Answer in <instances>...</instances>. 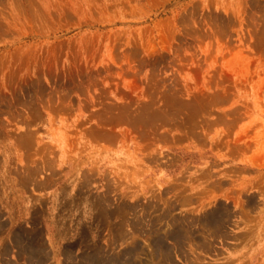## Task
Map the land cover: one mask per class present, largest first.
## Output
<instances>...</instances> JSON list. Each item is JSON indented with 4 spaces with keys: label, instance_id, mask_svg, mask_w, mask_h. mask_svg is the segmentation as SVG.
<instances>
[{
    "label": "rangeland",
    "instance_id": "1",
    "mask_svg": "<svg viewBox=\"0 0 264 264\" xmlns=\"http://www.w3.org/2000/svg\"><path fill=\"white\" fill-rule=\"evenodd\" d=\"M0 264H264V0H0Z\"/></svg>",
    "mask_w": 264,
    "mask_h": 264
},
{
    "label": "bare ground",
    "instance_id": "2",
    "mask_svg": "<svg viewBox=\"0 0 264 264\" xmlns=\"http://www.w3.org/2000/svg\"><path fill=\"white\" fill-rule=\"evenodd\" d=\"M20 242V241H19ZM25 247V246H24ZM27 248H29V247H27ZM130 254V253H129ZM32 255V254H31ZM168 259V258H167Z\"/></svg>",
    "mask_w": 264,
    "mask_h": 264
}]
</instances>
